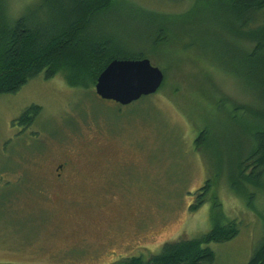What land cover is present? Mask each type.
I'll return each instance as SVG.
<instances>
[{"label": "rangeland", "instance_id": "374dc122", "mask_svg": "<svg viewBox=\"0 0 264 264\" xmlns=\"http://www.w3.org/2000/svg\"><path fill=\"white\" fill-rule=\"evenodd\" d=\"M5 1L13 8L24 0ZM104 16L111 35L162 69L163 85L120 105L98 97L94 85L69 86L59 72L0 96V264L147 259L165 243L210 229L216 199L239 232L208 244L212 264L246 263L264 237V198L249 207L225 180L214 181L194 141L210 128L207 151L220 175L248 151L242 128L250 118L228 114L232 104L255 102L242 56L248 41L218 6L194 0H121ZM34 104L40 112L32 123L16 127ZM62 161L71 169L58 187L54 169L43 168ZM206 181L204 202L192 210Z\"/></svg>", "mask_w": 264, "mask_h": 264}, {"label": "trees", "instance_id": "16d2710c", "mask_svg": "<svg viewBox=\"0 0 264 264\" xmlns=\"http://www.w3.org/2000/svg\"><path fill=\"white\" fill-rule=\"evenodd\" d=\"M120 1L24 0L11 8L9 2L0 0V96L18 92L40 74L47 79L59 72L63 73L69 86L88 89L112 60L148 58L144 52L132 53L104 26V15ZM194 2L199 6L205 3L218 6L223 15L227 14L228 21L238 24L237 36L249 43L250 49L242 56L249 63V87L255 102L252 105L232 104L228 113L232 119L236 117V111L250 118L242 128L248 136V151L245 154L238 152L236 162H230L226 174L220 175L213 173L215 165L207 151L208 126L199 130L194 146L210 161L214 181L225 180L235 195L246 200L249 207H254L255 198H264V0ZM259 16H263L262 20L248 28V24L256 22ZM159 43L165 44L166 40H159ZM39 112L40 106L30 105L13 124L28 127ZM208 186L206 181L191 205L192 210L203 204ZM209 219L210 229L198 237L168 242L159 253L147 259L129 256L117 264H212L215 255L208 244L232 240L238 234L239 226L235 220L226 218L217 199L212 201ZM244 264H264V237Z\"/></svg>", "mask_w": 264, "mask_h": 264}, {"label": "water", "instance_id": "95a60500", "mask_svg": "<svg viewBox=\"0 0 264 264\" xmlns=\"http://www.w3.org/2000/svg\"><path fill=\"white\" fill-rule=\"evenodd\" d=\"M164 75L149 59H114L98 75L95 93L103 100L129 104L158 91Z\"/></svg>", "mask_w": 264, "mask_h": 264}, {"label": "flooded vegetation", "instance_id": "af4514ba", "mask_svg": "<svg viewBox=\"0 0 264 264\" xmlns=\"http://www.w3.org/2000/svg\"><path fill=\"white\" fill-rule=\"evenodd\" d=\"M16 126H19L20 128L23 129V127L19 124H17ZM69 165H70V161H62L54 164L51 167H44L43 169L46 170L45 174H51L52 171L50 170L54 169L55 172L53 173L52 178L56 181L55 182L56 185L60 187L63 184L64 179L69 175V170L71 169Z\"/></svg>", "mask_w": 264, "mask_h": 264}]
</instances>
